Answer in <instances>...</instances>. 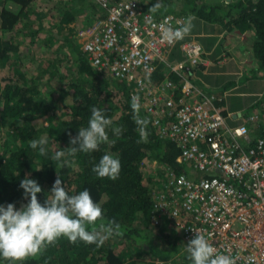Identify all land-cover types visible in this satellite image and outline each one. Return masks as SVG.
<instances>
[{
    "label": "trees",
    "instance_id": "obj_1",
    "mask_svg": "<svg viewBox=\"0 0 264 264\" xmlns=\"http://www.w3.org/2000/svg\"><path fill=\"white\" fill-rule=\"evenodd\" d=\"M179 1L183 5L179 13L195 14L210 22H221L228 30L245 33L251 62L245 65L243 80L264 78V0ZM6 2L18 4L19 9H11ZM156 2L150 0L148 5L152 7ZM159 2L162 7L158 11H175L174 0ZM42 8L54 22L44 25L39 16L36 27L30 16ZM101 15L102 10L93 0H3L0 62L11 65V74L6 82H0V135L7 134L5 141H0V205L14 203L19 209L28 203L20 187L26 176L42 187L37 195L44 203L59 176L70 195L89 190L106 219H114L121 226L122 234L113 236L102 247L72 244L61 238L55 246L22 264H154L156 260L191 264L184 251L188 241L180 237L175 218L156 205V188L162 183L164 170L187 172L188 166L179 159L174 141L160 136L142 107L140 115L149 120V136L147 143L137 142L139 134L128 88L90 64L74 36L76 26ZM21 22L24 24L19 28ZM72 22L75 25L69 30L59 29ZM42 31L47 32L45 50L38 57L24 52L25 36L36 37ZM44 83L50 85L44 89ZM93 106L112 119V127H122L119 138L108 130L110 140L116 143L102 144L99 151L91 153L78 152L71 167L51 161L55 151L66 152L71 146L69 132L76 136L80 128L88 126ZM253 106H264V93ZM40 137L48 140V156L30 147L31 140ZM105 153L121 162L116 180L98 178L92 171ZM0 264L10 262L0 258Z\"/></svg>",
    "mask_w": 264,
    "mask_h": 264
},
{
    "label": "built area",
    "instance_id": "obj_2",
    "mask_svg": "<svg viewBox=\"0 0 264 264\" xmlns=\"http://www.w3.org/2000/svg\"><path fill=\"white\" fill-rule=\"evenodd\" d=\"M93 1L102 15L74 28L80 48L90 64L123 82L130 98L140 97L189 168L164 170L157 207L175 218L184 240L197 229L237 264H264V134L249 126L259 115L227 112L223 96L196 82L192 66L205 62L201 42L162 39L161 25L179 27L186 14L149 13L150 0Z\"/></svg>",
    "mask_w": 264,
    "mask_h": 264
},
{
    "label": "clouds",
    "instance_id": "obj_3",
    "mask_svg": "<svg viewBox=\"0 0 264 264\" xmlns=\"http://www.w3.org/2000/svg\"><path fill=\"white\" fill-rule=\"evenodd\" d=\"M161 7L162 4L157 0L149 13H156ZM193 19L188 17L186 22L175 28L162 24V39L169 43L183 40L194 27ZM141 107L140 97L133 95L131 108L139 134L137 142L147 143L149 120L140 115ZM112 125V119L106 117L103 110L93 106L88 126L80 128L76 136L69 132L71 146L67 147L66 152L55 151L51 161L71 167L78 152L91 153L99 151L102 144L114 145L116 141L110 140L108 130L111 129L119 138L123 129ZM47 144V138L40 137L31 140L30 147L38 149L40 155L48 156ZM68 157L73 159L69 160ZM121 167L118 158L105 153L92 171L98 178L116 180ZM20 187L24 190V198L28 199L27 204L19 209L14 203L0 205V258L10 264H22L29 258L37 257L48 247L55 246L61 238H66L72 244L83 242L99 248L113 236L122 234L121 226L114 219H106L102 206L93 199L89 190L70 195L59 176L44 203L38 199L37 194L43 189L36 180L26 176L20 182ZM192 231L194 238L188 241L184 249L191 264H237L238 257L219 253L203 233L193 228Z\"/></svg>",
    "mask_w": 264,
    "mask_h": 264
},
{
    "label": "crops",
    "instance_id": "obj_4",
    "mask_svg": "<svg viewBox=\"0 0 264 264\" xmlns=\"http://www.w3.org/2000/svg\"><path fill=\"white\" fill-rule=\"evenodd\" d=\"M172 6L175 9L174 12H181L183 8L178 0H174ZM190 15L194 18V27L184 39H194L195 36L206 40L214 39L212 43L205 45L202 43L205 50V62L190 65L194 67L196 82L206 91L223 96L224 101L221 103L227 112L240 115L246 105L255 104L264 93V78L250 77L243 80L245 65L251 62L247 51L249 46L245 44L247 37L243 32L228 30L227 26L221 22H210L195 14ZM241 46L245 47L241 49ZM228 95L235 96L232 99V108H228L227 105ZM241 120L235 121L232 118L233 123Z\"/></svg>",
    "mask_w": 264,
    "mask_h": 264
},
{
    "label": "rangeland",
    "instance_id": "obj_5",
    "mask_svg": "<svg viewBox=\"0 0 264 264\" xmlns=\"http://www.w3.org/2000/svg\"><path fill=\"white\" fill-rule=\"evenodd\" d=\"M2 4H3V0H0V8H1ZM6 4H7V2H6ZM7 5L13 10L19 9V5L14 3V2H9ZM42 9H41V11H38L39 14L36 12V13L32 14V16H30L31 20L34 23L33 25L36 27L38 26L39 16L43 18V23L46 22L47 24L52 25V23L54 22V19L49 16L47 10L44 8H42ZM88 16H91V15H88ZM83 17L88 18L85 16H83ZM188 17H191V15H188ZM91 20L92 19L90 17L89 21H91ZM23 24L24 23L21 22L18 25V27L20 28V26H22ZM44 25H45V23H44ZM74 25H75V22H72L71 24H67L63 29L62 28H59V29L62 31H64L65 29L69 30V27H72ZM46 33L47 32L42 31L40 33V35H38L36 37H33L32 35L25 36V38L23 40V47H24L23 51L24 52H30L33 56L38 57L41 54L40 52L45 50L44 49V44H45V38L44 37H45ZM22 34H23L22 32H18V35L22 36ZM3 35H4V37H7V36H9V33H3ZM190 38H192V37H190ZM195 38H196V40H200V42L203 43V45H205L206 43H209V42H211V43L214 42V39L206 40V39H201V37H196V36L194 37V39ZM178 56L182 57L181 53H178ZM10 67H11V65H7L5 63L0 62V82L1 83L6 82L7 77H9V75L11 74V68ZM35 69H37V68H35ZM49 85L44 83L42 86L44 89H46ZM51 90L54 91L55 89L53 90V88H51ZM58 90H59V87H58ZM234 97L235 96L228 95V100H227L228 108L233 107V103H232L233 100L232 99ZM244 108L245 109L242 111L243 115L250 114V113H257L259 115L258 118L254 122L250 123V125H249L252 133L253 134H259V133L264 132V128H263L264 127L263 126L264 125V106L261 107L260 109H257L253 105H249V106L246 105ZM228 121L232 122V117H228ZM6 137H7V134L5 132H2L0 135V141L3 143L6 139ZM151 164L153 165V168H155V164H153V162H149L148 165H151Z\"/></svg>",
    "mask_w": 264,
    "mask_h": 264
}]
</instances>
